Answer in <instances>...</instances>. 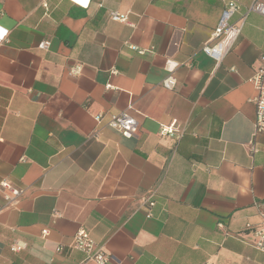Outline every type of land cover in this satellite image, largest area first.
<instances>
[{"label": "crops", "instance_id": "1", "mask_svg": "<svg viewBox=\"0 0 264 264\" xmlns=\"http://www.w3.org/2000/svg\"><path fill=\"white\" fill-rule=\"evenodd\" d=\"M227 1L0 0V182L21 190L0 189V264H97L69 246L78 228L104 264H264V15L232 0L242 26L217 61L201 46ZM120 111L130 136L107 124Z\"/></svg>", "mask_w": 264, "mask_h": 264}, {"label": "built area", "instance_id": "2", "mask_svg": "<svg viewBox=\"0 0 264 264\" xmlns=\"http://www.w3.org/2000/svg\"><path fill=\"white\" fill-rule=\"evenodd\" d=\"M249 10L260 12L264 15V1L254 0ZM239 11V4L235 1L229 0L225 3L222 10L220 19L217 25L212 30L208 39L202 44L201 50L214 58L220 60L222 56L230 49L232 43L240 33L243 18L239 22H231V17ZM112 20L122 21L129 23L126 13H120L112 11L110 13ZM6 31L0 29V39L5 35ZM49 41L45 40L41 42V47H47ZM132 49H139L136 45H129ZM177 62L167 58L165 60L166 69L170 72L163 80L162 85L165 88H173L175 86V78L171 74L172 70L176 67ZM79 70V66L72 68L75 73ZM250 81L255 88V95L252 98V102L255 108L254 116V134L264 133V55L261 56V62L259 66L254 70ZM108 85V84H107ZM94 118L99 120L100 113L95 114ZM107 124L112 128L118 129L123 135L130 136L133 134L136 127V119L127 111H120L113 113L109 116ZM160 133H174L172 125L160 124ZM252 151L255 150L254 146H251ZM0 189H6L7 192H3V197L7 203H12L21 193V190L11 186L8 182H0ZM1 208V205H0ZM260 221L252 228L253 245L256 249L264 252V209L259 211ZM47 229L42 230V234H47ZM69 246L73 249L79 250L85 254L86 260H93L97 264H104L113 256L108 252H105L100 246H98L94 240L89 236L88 232L84 228H78L69 243ZM12 250H19L22 248L21 244L14 242L11 244ZM201 264H215L210 261H204Z\"/></svg>", "mask_w": 264, "mask_h": 264}, {"label": "bare ground", "instance_id": "3", "mask_svg": "<svg viewBox=\"0 0 264 264\" xmlns=\"http://www.w3.org/2000/svg\"><path fill=\"white\" fill-rule=\"evenodd\" d=\"M75 2H77V3H79V4H81V5H85L86 4V0H79V1H76V0H74Z\"/></svg>", "mask_w": 264, "mask_h": 264}]
</instances>
